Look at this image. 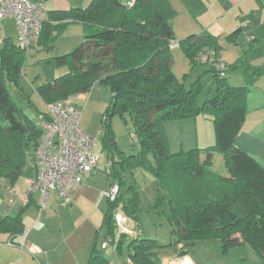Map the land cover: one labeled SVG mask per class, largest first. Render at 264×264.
<instances>
[{
  "label": "trees",
  "instance_id": "1",
  "mask_svg": "<svg viewBox=\"0 0 264 264\" xmlns=\"http://www.w3.org/2000/svg\"><path fill=\"white\" fill-rule=\"evenodd\" d=\"M173 10L166 0H92L86 8L49 11L36 46L51 49L62 30L80 24L84 40L71 53L54 58L68 72L39 87L46 106L67 101L73 95L89 92L95 83L109 87L111 100L103 119L101 152L115 148L108 124L114 115L130 117L139 151L115 161L107 159L110 187L118 193L107 200L101 230L103 239L123 255L127 233L119 231L115 214L138 221L137 187L133 170L148 169L165 192L169 204L168 220L177 237L171 245H180L179 256L198 241L216 239L222 252L247 245L264 260V168L236 147V139L245 119L247 90L232 87L226 78L214 74L216 94L199 102V82L185 89L173 72L170 54L173 39L170 19ZM239 31L233 33L237 35ZM191 66L207 49L218 54L216 39L208 34L191 35L179 41ZM27 50L11 39L0 47V191L2 181L14 186L33 159L42 130L12 101L7 84L17 85ZM209 65V64H207ZM212 119L214 144L204 149L169 153L160 130L162 122L194 119L199 115ZM39 118H47L42 113ZM225 162L228 176L209 170L214 155ZM151 155L153 164L148 161ZM117 164L118 166H115ZM119 231V232H118ZM0 232L12 238L23 235L20 216L0 219ZM155 240L132 238L126 258L131 264H161ZM86 264H108L98 246V235Z\"/></svg>",
  "mask_w": 264,
  "mask_h": 264
},
{
  "label": "crops",
  "instance_id": "2",
  "mask_svg": "<svg viewBox=\"0 0 264 264\" xmlns=\"http://www.w3.org/2000/svg\"><path fill=\"white\" fill-rule=\"evenodd\" d=\"M166 1L173 10L170 19L173 33L171 43L179 44V41L191 35L208 34L214 37L219 48L216 56L228 66L225 77L228 84L246 88V114L236 139V147L264 168V0ZM64 10L68 9L60 6L54 11ZM236 31L239 32L234 36ZM16 38L17 34L15 41ZM4 39L11 38H0V46ZM200 118L203 117L199 115L193 121L197 135L196 147L201 143L197 125ZM187 120L180 122L191 125L189 121L193 119ZM202 120H206L208 124L210 122L213 128L211 118ZM212 128L208 127V142L202 140L201 149L212 146L209 142ZM31 170L33 177L27 181L24 192L17 189L16 183L14 186L2 183L8 196L0 200V219L19 215L23 224V235L13 238L18 245H11L9 242L12 237L0 232V264H86L97 235L98 246L108 264H131L127 258L123 259L122 255L116 253L114 246L103 239V230L100 231L107 208L103 193L109 189V183L107 186H97L94 183L96 181L91 180L92 171L73 193L69 205H64L56 193H52L46 208L40 211L38 195L27 192L28 185L34 178V171L32 168ZM126 221L128 222L127 219ZM206 242L209 241L196 244L192 248V254L190 251L182 256L176 251L171 257L161 254V264H169L176 259L185 260L186 264H217L219 259L225 260L223 258H229L232 262L220 264H243L242 251L258 261L257 264H264V260L247 245L233 248L226 254L221 249L223 255L218 259L205 260L203 244ZM215 246L217 250V245ZM196 248L198 249L194 251ZM107 253L109 256H106Z\"/></svg>",
  "mask_w": 264,
  "mask_h": 264
},
{
  "label": "rangeland",
  "instance_id": "3",
  "mask_svg": "<svg viewBox=\"0 0 264 264\" xmlns=\"http://www.w3.org/2000/svg\"><path fill=\"white\" fill-rule=\"evenodd\" d=\"M33 1L43 3L47 12L54 11L56 7L60 6L67 9L86 8L92 2V0ZM16 34L17 30L13 21H0V38L8 36L11 38L12 42H15ZM83 40L84 33L82 26L80 24H71L65 27L60 35L57 36L51 49H45L43 46H36V43L27 51L21 72L17 79V85L7 84L12 101L22 113L36 123L38 127H40L38 116L47 111L46 104L39 94V87L58 79L68 72V67L65 65H56L54 58L71 53L76 47L83 43ZM170 54L173 59V71L177 79L183 83L185 89H189L193 84L199 82L202 86L198 100L200 103L207 98L215 96L216 84L214 81V74L210 70V65L198 63L197 65L191 66L178 43H171ZM75 96L76 95H73L69 98H75ZM86 96V101L74 99L72 105L80 112V128L95 139L96 149L100 153L101 150L99 149L102 145L101 139L103 137V119L111 100V92L108 86L95 83L90 88L89 92L86 93ZM201 116L203 118H200L197 124L198 137L201 140L199 147L195 145L197 135L195 133V126L193 125L194 119L189 121L191 125H185L186 122H180L188 120L162 122L160 130L165 138L169 153L187 152L196 148L201 149L203 147L202 140L208 142V127L211 129L212 126L210 122L208 124L206 120L202 119H210V117L204 114ZM107 122L112 131L116 147L105 149V153L102 154L101 152L102 155L100 154L98 165L92 172L93 176H91L93 177L91 180L96 181L94 183H96L97 186H103L104 184L107 186L109 183L108 177H112L108 175L109 164L106 158H113L117 161L122 157L131 156L139 151V145L134 135L133 126L127 114L122 116L114 115L108 119ZM165 125L168 126L165 127ZM209 138L210 144L213 145L215 142L214 131L210 134ZM147 159L152 165L153 161L151 155H148ZM115 166L118 165L115 164ZM209 170L224 177L228 176L225 162L220 155H215V158L213 157V163L209 166ZM133 173L139 199V211L136 214L138 221L130 220L128 222L126 221L127 223L117 224L120 232L128 234L122 257L123 259L126 258L127 243L132 238L155 240L158 245L163 247L159 250L160 255L164 254L166 257H171L174 255V252L180 248V245H171L172 240H177V237L172 239L173 236L171 235V231L173 226L168 220L169 204L164 197L165 192L148 169L139 167L134 169ZM32 177L33 173L31 167L27 165L21 177L16 182L17 189L20 192H24L27 189V181ZM2 183L6 185L8 182L2 181ZM7 194V190L2 186L0 200L7 198ZM6 203L7 201L5 205ZM103 206L104 204L101 205L102 209ZM120 215L124 217L122 214ZM203 241L205 242V240H202L198 241L197 244H201ZM206 241L209 242L203 244L204 251H206L203 256L205 260H215L223 255L221 254L222 243L220 240L214 238ZM215 245H217V250L215 249ZM197 249L198 248L194 249V251ZM242 252V258H244L243 264L258 263L254 258L246 254V251ZM192 253L193 250L191 247L190 254ZM106 256H109V254L107 253ZM223 259L225 260L219 259L217 264L232 262L229 258Z\"/></svg>",
  "mask_w": 264,
  "mask_h": 264
},
{
  "label": "built area",
  "instance_id": "4",
  "mask_svg": "<svg viewBox=\"0 0 264 264\" xmlns=\"http://www.w3.org/2000/svg\"><path fill=\"white\" fill-rule=\"evenodd\" d=\"M46 19L47 11L43 3L0 0V21H14L17 28L15 43L20 49L28 51L36 44ZM197 60L209 64L219 78L226 77L228 66L217 58L213 49L205 50ZM74 99L86 101V93L47 105L48 117L38 119L42 134L29 163L34 178L27 192L38 195L40 211L46 208L52 192L64 205H69L73 193L99 162L101 152L96 149L95 139L80 128V112L72 105ZM117 193L118 187L113 185L103 193V197L113 200ZM114 218L117 224L126 222L120 214H115ZM169 264L186 263L176 259Z\"/></svg>",
  "mask_w": 264,
  "mask_h": 264
}]
</instances>
